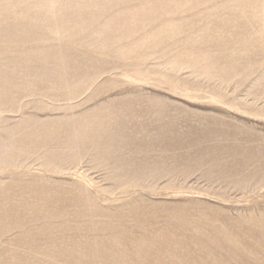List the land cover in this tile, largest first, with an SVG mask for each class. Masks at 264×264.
Here are the masks:
<instances>
[{
  "label": "rangeland",
  "instance_id": "rangeland-1",
  "mask_svg": "<svg viewBox=\"0 0 264 264\" xmlns=\"http://www.w3.org/2000/svg\"><path fill=\"white\" fill-rule=\"evenodd\" d=\"M0 264H264V0H0Z\"/></svg>",
  "mask_w": 264,
  "mask_h": 264
}]
</instances>
